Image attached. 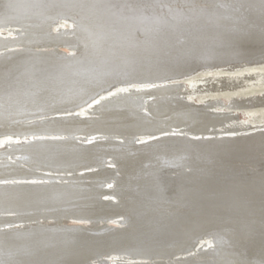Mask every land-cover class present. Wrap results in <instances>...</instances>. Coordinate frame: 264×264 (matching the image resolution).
I'll return each mask as SVG.
<instances>
[{
  "label": "bare ground",
  "instance_id": "bare-ground-1",
  "mask_svg": "<svg viewBox=\"0 0 264 264\" xmlns=\"http://www.w3.org/2000/svg\"><path fill=\"white\" fill-rule=\"evenodd\" d=\"M255 58L264 0H0V264H264V68L164 83Z\"/></svg>",
  "mask_w": 264,
  "mask_h": 264
},
{
  "label": "rangeland",
  "instance_id": "rangeland-1",
  "mask_svg": "<svg viewBox=\"0 0 264 264\" xmlns=\"http://www.w3.org/2000/svg\"><path fill=\"white\" fill-rule=\"evenodd\" d=\"M252 47V46H251ZM248 48L247 46H244V48L246 49V51H249V53L250 54H254V53H256L255 52V50L253 49V48ZM245 49H243V50H245ZM63 50V49H62ZM236 50H238V48H236ZM64 51V50H63ZM251 52H253V53H251ZM263 64V65H262ZM255 65V66H254ZM262 67V68H264V58H259V59H256L255 58V61H253V62H251L250 64H248V63H239V64H231V65H226V66H224V67H212V68H214V69H210L211 67H206V68H199L198 70H195V71H192V72H185V73H181V74H178L177 76L179 77V78H174V79H169V80H165L164 81V83H170V82H173V83H177L178 85H180V87H179V91H180V93L182 94V95H180L181 97H185V98H187V99H190V98H188L187 97V91H190L191 90V87H190V85H189V82L192 80V79H195V78H201V77H204L205 75L204 74H206V75H208V74H211L210 72H224V73H234V72H241V71H245V70H248L249 68L248 67ZM235 68V69H234ZM239 69H241V70H239ZM201 73V74H200ZM162 82V80H159V81H156V80H154V81H150L151 83H153L154 85L156 84V85H158V84H160L161 82ZM150 82H142L141 84L143 85L144 84V86H146L148 83L150 84ZM148 84V85H149ZM138 84H136V83H132V84H123V86H122V88L118 85V87H114V88H120V89H123V88H125V87H127L128 89H129V87H134V86H137ZM209 85V84H208ZM261 87H264V85H260V84H255V87L254 88H256L257 90L259 89V88H261ZM126 88V89H127ZM250 89V88H249ZM111 90H113V89H111V88H109V89H107L104 93H107V92H110ZM196 91V90H198L197 92H196V94H194V95H192V98H193V100L195 99L197 102L199 101L198 99H197V95H200V94H209V93H215V92H218V91H215L214 89H212V86H202V87H195L192 91ZM222 91V90H221ZM248 91V90H247ZM262 91H264V89L262 90ZM256 92H258V91H256ZM261 92V91H260ZM259 92V93H260ZM104 93H101V95L103 94L104 95ZM148 98H150V97H148ZM210 99V98H209ZM219 99H220V101H221V103L222 104H224V107L226 106V105H228L227 103H226V101L228 100H226V98H224V96H219L218 97V101H219ZM207 100V99H206ZM229 101V100H228ZM223 107V106H222ZM257 108H260V107H257ZM223 110H226V108H224ZM261 111L262 112H259L258 114H256L255 115V117H257L258 118V120H264V109H261ZM74 113H77L76 111H73ZM232 115H234L236 118L235 119H232L231 120V122H229V123H232V122H234L235 124L233 125L234 127H237V128H240V127H243V128H247L248 126H252V128H250V127H248V128H250V129H248L249 130V132L251 131V130H253L254 131V128H253V126L256 124V123H260V122H262V121H260V122H251L249 119H251L252 118V116L250 117V115H248L247 114V112L245 111V109L243 110V109H236L234 112H232L231 113ZM254 118V117H253ZM229 124H226L225 125V127H227ZM231 125V124H230ZM258 128H261V127H258ZM215 129L216 130H218V129H220V127L219 126H216L215 127ZM255 130H258V129H255ZM182 131H184V130H182ZM183 134H186V135H188V136H191V135H193V134H188V133H185V132H182ZM220 133V132H219ZM227 133V132H226ZM217 136V135H216ZM124 137H127V136H124ZM130 137H132V136H128L127 138L128 139H130L131 140V138ZM150 138V135L149 136H144L143 138L144 139H149ZM126 138V139H127ZM151 138H152V135H151ZM126 139H124V140H126ZM127 141V140H126ZM124 151H132V148H130V145H128V147H127V149L126 150H124ZM108 161H112V158H108L107 159ZM159 175V174H158ZM160 176V175H159ZM219 178H217V180H219L218 182H216V183H214L215 185H220V183L219 182H222L223 180H225V182H229V181H231V180H229L228 178H226V177H230L231 178V176H226V177H224V178H222V177H220V176H218ZM239 177V176H238ZM215 178V177H214ZM222 181H221V180ZM200 182L201 181H204V180H202V179H200L199 180ZM226 184V183H225ZM225 184H222V185H225ZM170 193H172L170 190H168ZM173 194V193H172ZM117 219V218H116ZM205 238H207V239H205ZM262 238V237H261ZM213 238H211V237H209V236H205V235H203L202 236V238H200V241H198L197 242V244L195 245V249L193 250V251H187L186 253H190V254H198L199 252H206V250L207 251H210L209 249H211V247L213 246V240H212ZM262 240L263 241H260V242H258V244H256V247H263L262 249H261V257L263 258H261L262 260H264V253H262L263 251H264V239L262 238ZM199 242H200V244H199ZM201 242H202V244H201ZM199 245V246H198ZM199 247V248H198ZM209 247V248H208ZM185 249H187V248H185ZM196 250V251H195ZM126 257H130V256H126Z\"/></svg>",
  "mask_w": 264,
  "mask_h": 264
}]
</instances>
